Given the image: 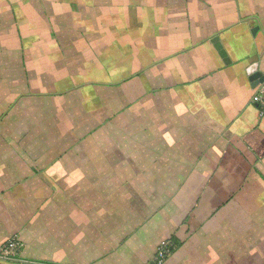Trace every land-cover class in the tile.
Returning a JSON list of instances; mask_svg holds the SVG:
<instances>
[{"label": "crops", "instance_id": "0c3cea01", "mask_svg": "<svg viewBox=\"0 0 264 264\" xmlns=\"http://www.w3.org/2000/svg\"><path fill=\"white\" fill-rule=\"evenodd\" d=\"M40 1L47 38H68L72 25L100 32L91 5ZM126 1L122 46L137 49V71L121 88L142 97V115L127 110L118 136L66 135L65 107L44 121L25 119L34 104L13 103L0 243L15 236L24 248L0 264H153L164 240L176 245L165 264H264V117L249 72L264 77V0Z\"/></svg>", "mask_w": 264, "mask_h": 264}, {"label": "rangeland", "instance_id": "374dc122", "mask_svg": "<svg viewBox=\"0 0 264 264\" xmlns=\"http://www.w3.org/2000/svg\"><path fill=\"white\" fill-rule=\"evenodd\" d=\"M26 1L28 4L18 8L20 14L16 22L13 20V3L22 4L23 1L0 0V140L3 141L5 136H13V103L16 101L37 107L30 113L25 109V119H28L29 114H34L36 120L47 121V116L52 118L56 114L57 107H65L59 114L64 121L66 135L96 133L111 136L113 132L117 136L121 135L123 129L116 125H121V121L126 119L127 110H134L135 118L142 115L137 112L142 97L127 95L121 88L127 77L137 71V49L122 46L130 30V23L122 13L125 10L122 5L127 1L78 0L79 7L76 5V8L83 12L88 13L85 4L92 7L89 13L96 8L98 15L93 18L97 19L94 21L100 32L81 31V26L75 28L72 25L68 38H62L60 32H52L49 36L55 39L54 42L46 37L47 30L38 14L42 12V1ZM33 2L37 3V9L31 6ZM27 12H36L37 15H27ZM13 21L16 24L13 25ZM27 22L28 25L30 22L29 28H35L34 31H25ZM41 33H44L43 38ZM112 37V42L108 41ZM90 41L93 44L91 47ZM111 76L113 78L108 80ZM91 84L97 88L89 87ZM104 84L113 86L114 93L109 94L99 88ZM16 90L19 93L13 95ZM143 115L152 119L150 113ZM12 150L13 144L9 143L7 151L10 153ZM12 238L20 241L15 236ZM12 238L2 241L0 246ZM21 244L20 252L13 251V259L0 260H21L24 248V244Z\"/></svg>", "mask_w": 264, "mask_h": 264}, {"label": "built area", "instance_id": "2783aa9c", "mask_svg": "<svg viewBox=\"0 0 264 264\" xmlns=\"http://www.w3.org/2000/svg\"><path fill=\"white\" fill-rule=\"evenodd\" d=\"M252 101L258 107L259 116L264 117V82L255 89ZM21 249V242L12 238L0 246V259H13V251L20 252ZM175 249L176 245L172 241H162L153 259V264H165Z\"/></svg>", "mask_w": 264, "mask_h": 264}, {"label": "water", "instance_id": "95a60500", "mask_svg": "<svg viewBox=\"0 0 264 264\" xmlns=\"http://www.w3.org/2000/svg\"><path fill=\"white\" fill-rule=\"evenodd\" d=\"M212 43L215 45V48L217 49V51L219 52V54L221 55V57H223L226 61V63H229L227 57V52L226 50L223 48L220 40L218 37H215L213 40H212ZM251 73V81L253 82V86H258L259 84H262L264 82V77L256 72V66L255 67H252L249 71ZM262 76V77H261Z\"/></svg>", "mask_w": 264, "mask_h": 264}]
</instances>
